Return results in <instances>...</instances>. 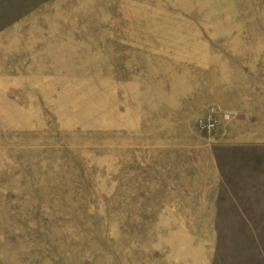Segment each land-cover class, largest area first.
Here are the masks:
<instances>
[{
  "label": "rangeland",
  "instance_id": "rangeland-1",
  "mask_svg": "<svg viewBox=\"0 0 264 264\" xmlns=\"http://www.w3.org/2000/svg\"><path fill=\"white\" fill-rule=\"evenodd\" d=\"M254 96L264 0H0V264H264Z\"/></svg>",
  "mask_w": 264,
  "mask_h": 264
},
{
  "label": "crops",
  "instance_id": "crops-1",
  "mask_svg": "<svg viewBox=\"0 0 264 264\" xmlns=\"http://www.w3.org/2000/svg\"><path fill=\"white\" fill-rule=\"evenodd\" d=\"M245 98V97H244ZM257 97H248L246 100L243 101L240 104H229L225 105L223 109H234V115L238 118V120H255L257 121V125L259 126V121H264V99L259 98L260 101H256ZM248 100H252L248 101ZM254 101V102H253ZM240 114V115H239ZM240 122V121H239ZM264 123V122H263ZM244 136H252L255 134L257 138L248 139L245 140H252L257 142H264V132H245ZM262 135V138H259ZM209 151H203L200 153V156L198 159H195L193 161L194 168L196 172V176L199 179L198 186H200V190L205 191L206 193H210V198H212L215 201V211H214V217L217 213V197L219 196V193L221 191V186L223 184V179L221 176V170L219 167V164L215 158V151L214 147L212 146L209 148ZM196 158V157H195ZM214 195L212 196V194ZM227 198L230 202L231 208L233 207V215L241 222L246 221L245 224H248V219L245 217V212L241 209L239 206V202L237 201V197L230 192V194L227 195Z\"/></svg>",
  "mask_w": 264,
  "mask_h": 264
},
{
  "label": "built area",
  "instance_id": "built-area-1",
  "mask_svg": "<svg viewBox=\"0 0 264 264\" xmlns=\"http://www.w3.org/2000/svg\"><path fill=\"white\" fill-rule=\"evenodd\" d=\"M212 125V123L210 124V126ZM215 125V123L212 125V126H214ZM201 127H203V126H208L209 127V123L208 122H204L203 124H201L200 125Z\"/></svg>",
  "mask_w": 264,
  "mask_h": 264
}]
</instances>
